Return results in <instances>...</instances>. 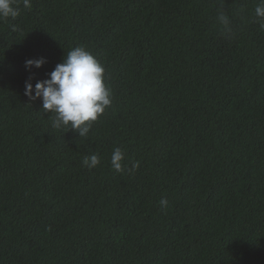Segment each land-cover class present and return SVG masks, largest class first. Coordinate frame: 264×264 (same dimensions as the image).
<instances>
[{"label": "trees", "instance_id": "1", "mask_svg": "<svg viewBox=\"0 0 264 264\" xmlns=\"http://www.w3.org/2000/svg\"><path fill=\"white\" fill-rule=\"evenodd\" d=\"M18 2L0 19V264H264L258 0ZM80 46L114 94L86 137L24 94ZM116 147L139 168L115 171Z\"/></svg>", "mask_w": 264, "mask_h": 264}, {"label": "clouds", "instance_id": "2", "mask_svg": "<svg viewBox=\"0 0 264 264\" xmlns=\"http://www.w3.org/2000/svg\"><path fill=\"white\" fill-rule=\"evenodd\" d=\"M23 8L31 7V0H22ZM20 15L18 0H0V19H15ZM255 16L262 21L264 28V0H258ZM217 20L226 33L231 32L230 19L220 11ZM16 26H13L15 30ZM46 63V58H34L25 61V68L29 72L33 68L39 69ZM106 70L94 55L85 47H75L67 52L62 63L56 65L46 80L33 85L31 77L25 82V95L31 101L42 99L43 111L50 113L54 129H68L78 132L79 137H86L92 127L113 103V90L106 83ZM124 153L116 147L111 155V166L117 172H134L139 168V162H133L127 167L123 161ZM83 164L88 169L96 168L100 164V157L93 154L85 157ZM167 207L168 201H159Z\"/></svg>", "mask_w": 264, "mask_h": 264}]
</instances>
